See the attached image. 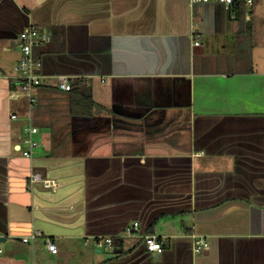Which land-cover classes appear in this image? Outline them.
Listing matches in <instances>:
<instances>
[{
	"label": "crops",
	"instance_id": "obj_1",
	"mask_svg": "<svg viewBox=\"0 0 264 264\" xmlns=\"http://www.w3.org/2000/svg\"><path fill=\"white\" fill-rule=\"evenodd\" d=\"M243 17L218 1L0 0V264H264V0ZM28 25L57 47L32 103L9 95ZM60 75L85 79L90 115L69 113ZM117 234L121 253L100 254L95 237Z\"/></svg>",
	"mask_w": 264,
	"mask_h": 264
},
{
	"label": "built area",
	"instance_id": "obj_2",
	"mask_svg": "<svg viewBox=\"0 0 264 264\" xmlns=\"http://www.w3.org/2000/svg\"><path fill=\"white\" fill-rule=\"evenodd\" d=\"M192 2H209L218 1L225 4H233L235 0H191ZM246 6L252 4V0H243ZM19 41L21 56L18 62L14 65L12 82L16 86L15 89L10 91V97L17 98L20 94H23L29 103L33 101L32 91L33 88L42 84L41 74L39 72L40 60L34 57L33 51L35 47L46 44L51 40V34L35 25H28L23 28L17 35ZM198 41H195L197 44ZM57 85L60 89L69 90V79L66 76L60 75L57 78ZM11 118L15 117L11 114ZM37 132V127L28 123L23 127V142L27 145V148L22 150L24 156H31L33 150L38 146V141L34 137ZM42 180L46 186H53L54 184L48 179H42L39 172H33L30 174V181ZM139 229V222L133 221L131 224H127L124 228L126 234H133L134 231ZM40 235V232L34 231L27 236H23L21 241L27 242L30 238H34ZM142 240L144 241L145 249L150 252H162L165 248L163 240L154 234H142ZM123 236L121 235H104L95 237V245L106 251L113 253L115 248L122 244ZM47 249L52 252H57L56 244L48 237L44 239ZM208 246L207 241L203 236H197L194 239V251H199L202 248ZM2 248L0 247V253Z\"/></svg>",
	"mask_w": 264,
	"mask_h": 264
},
{
	"label": "trees",
	"instance_id": "obj_3",
	"mask_svg": "<svg viewBox=\"0 0 264 264\" xmlns=\"http://www.w3.org/2000/svg\"><path fill=\"white\" fill-rule=\"evenodd\" d=\"M234 8L236 10V16L240 23L245 22L243 13H244V2L243 0H235ZM247 30H250L249 23H246ZM52 40V38H51ZM53 45L49 47V50H55V43L52 40ZM40 45L34 48L35 58L39 60L40 55L46 51ZM70 89L67 91L69 96V113L71 115H90L93 110V106L95 102L92 98L91 88L89 85H86L85 79L78 78H70L69 79Z\"/></svg>",
	"mask_w": 264,
	"mask_h": 264
},
{
	"label": "water",
	"instance_id": "obj_4",
	"mask_svg": "<svg viewBox=\"0 0 264 264\" xmlns=\"http://www.w3.org/2000/svg\"><path fill=\"white\" fill-rule=\"evenodd\" d=\"M228 13H230V10H228ZM228 17H230V19H233V18H234V17L231 16V15H229ZM1 240H4V238H3V237H0V241H1ZM142 245L144 246V249H145V245H144V241H143V240H142ZM145 250H146V249H145ZM121 251H122V250L119 249V248L114 250L115 253H121ZM146 251H147V250H146ZM147 252L150 253V251H147ZM157 253H158V255L160 254V252H157ZM158 255H156V257H158Z\"/></svg>",
	"mask_w": 264,
	"mask_h": 264
},
{
	"label": "rangeland",
	"instance_id": "obj_5",
	"mask_svg": "<svg viewBox=\"0 0 264 264\" xmlns=\"http://www.w3.org/2000/svg\"><path fill=\"white\" fill-rule=\"evenodd\" d=\"M27 121V119L25 120V122ZM161 220V219H160ZM168 222V221H167ZM160 223L162 224V223H164V219H162L161 221H160ZM165 224H167V223H165ZM163 226V225H162ZM128 239V238H127ZM100 254H105V252L102 250L101 252H100Z\"/></svg>",
	"mask_w": 264,
	"mask_h": 264
}]
</instances>
